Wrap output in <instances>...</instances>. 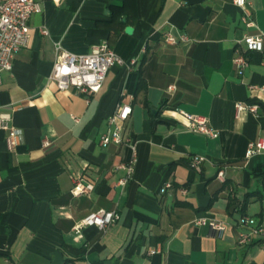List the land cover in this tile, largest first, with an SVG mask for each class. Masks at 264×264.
<instances>
[{
    "label": "crops",
    "instance_id": "crops-1",
    "mask_svg": "<svg viewBox=\"0 0 264 264\" xmlns=\"http://www.w3.org/2000/svg\"><path fill=\"white\" fill-rule=\"evenodd\" d=\"M35 1L28 44L0 72V113L21 131L8 149L0 129V264H51L55 251L62 264H264V244L236 243L241 212L233 210L246 199L243 214L264 224V153L245 157L264 138V0H245L244 9L232 0ZM165 33L188 41L167 44ZM244 35H260L262 50L238 73L234 48H246ZM103 41L136 64L114 65L88 96L57 90L49 79L55 45L79 55ZM236 102L256 112L236 116ZM122 103L131 106L129 142L102 146ZM180 111L206 117L214 136L189 131ZM74 178L92 191L72 195ZM98 209L119 219L75 233ZM195 218L225 230L218 237Z\"/></svg>",
    "mask_w": 264,
    "mask_h": 264
},
{
    "label": "built area",
    "instance_id": "built-area-1",
    "mask_svg": "<svg viewBox=\"0 0 264 264\" xmlns=\"http://www.w3.org/2000/svg\"><path fill=\"white\" fill-rule=\"evenodd\" d=\"M233 4L244 9L245 0H232ZM40 5L35 0H0V72L9 71L15 54L23 47H26L29 39L28 20L31 15L39 13ZM242 22L246 27H250L252 22L244 14ZM164 41L167 44H177L187 42L184 35L177 38L169 33L164 34ZM243 42L249 50H262V38L260 35H244ZM137 60L131 58L127 61L120 58L110 48L107 42L103 41L91 47L86 54H73L55 45V60L52 66L49 79L55 84L57 90L63 91L70 87L76 89L80 94L86 96L97 93L105 79L107 72L114 65L131 67ZM233 63L238 73L247 66L243 50L240 46L234 48ZM170 88V87H169ZM257 106L243 102L235 103V115L241 111L256 112ZM131 113L129 104H117L115 109L107 118L108 130L99 137V144H126L129 138L124 133V125ZM180 114L187 121V129L191 132L202 133L214 136V131L208 126V120L204 116H199L184 111ZM9 113H0V129L6 131V145L8 149H13L21 139V131L11 125ZM259 153H264V138L251 141L246 149L245 157L249 158ZM201 158H193L191 164L198 169ZM134 155L130 163L125 167L126 175L119 180V184H125L132 176ZM219 181H223V170L220 169L216 175ZM171 183L166 181L159 189V193H164ZM92 183H84L80 178H74L71 193L74 196L88 194L92 191ZM184 192V191H183ZM119 219V215L113 210L98 209L85 215L78 221L73 230L79 233L82 228L96 226L105 229ZM195 225H207L218 237H221L225 230V224L221 221L210 218H195ZM236 243L238 245H250L255 242L264 244V224H258L251 216L240 214L235 220Z\"/></svg>",
    "mask_w": 264,
    "mask_h": 264
},
{
    "label": "trees",
    "instance_id": "trees-1",
    "mask_svg": "<svg viewBox=\"0 0 264 264\" xmlns=\"http://www.w3.org/2000/svg\"><path fill=\"white\" fill-rule=\"evenodd\" d=\"M124 22L125 21H123V23ZM242 50H243V54H244V56H245V58H246L247 61H248V58L247 57H248L249 53L252 52V51H256V50H249L247 48H242ZM139 86H141V82H140V85ZM246 202H247L246 199H244L243 201H240V202L237 201L235 203V205L233 206L234 207L233 210L238 209V211L241 212V214H243V210H244V207L246 205Z\"/></svg>",
    "mask_w": 264,
    "mask_h": 264
},
{
    "label": "water",
    "instance_id": "water-1",
    "mask_svg": "<svg viewBox=\"0 0 264 264\" xmlns=\"http://www.w3.org/2000/svg\"><path fill=\"white\" fill-rule=\"evenodd\" d=\"M132 27L126 26L125 27V32L130 34L132 32ZM63 263V257L60 251H55L54 252V258L52 260L51 264H62Z\"/></svg>",
    "mask_w": 264,
    "mask_h": 264
}]
</instances>
